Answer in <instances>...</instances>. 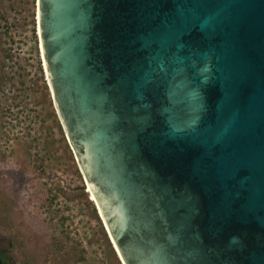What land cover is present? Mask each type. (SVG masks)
Here are the masks:
<instances>
[{
  "label": "water",
  "instance_id": "1",
  "mask_svg": "<svg viewBox=\"0 0 264 264\" xmlns=\"http://www.w3.org/2000/svg\"><path fill=\"white\" fill-rule=\"evenodd\" d=\"M37 21L122 264H264V0H37Z\"/></svg>",
  "mask_w": 264,
  "mask_h": 264
},
{
  "label": "rangeland",
  "instance_id": "2",
  "mask_svg": "<svg viewBox=\"0 0 264 264\" xmlns=\"http://www.w3.org/2000/svg\"><path fill=\"white\" fill-rule=\"evenodd\" d=\"M0 256L122 264L54 108L37 0H0Z\"/></svg>",
  "mask_w": 264,
  "mask_h": 264
},
{
  "label": "flooded vegetation",
  "instance_id": "3",
  "mask_svg": "<svg viewBox=\"0 0 264 264\" xmlns=\"http://www.w3.org/2000/svg\"><path fill=\"white\" fill-rule=\"evenodd\" d=\"M0 264H10L4 256H0Z\"/></svg>",
  "mask_w": 264,
  "mask_h": 264
},
{
  "label": "bare ground",
  "instance_id": "4",
  "mask_svg": "<svg viewBox=\"0 0 264 264\" xmlns=\"http://www.w3.org/2000/svg\"><path fill=\"white\" fill-rule=\"evenodd\" d=\"M88 192L90 193V197H91V199L95 202V200H94V198H93V195L91 194V189H90V187H88ZM113 243V242H112ZM113 245H114V243H113ZM114 247H115V245H114Z\"/></svg>",
  "mask_w": 264,
  "mask_h": 264
}]
</instances>
